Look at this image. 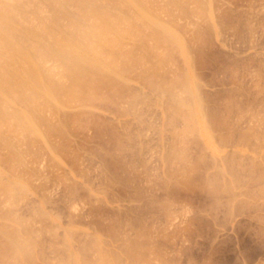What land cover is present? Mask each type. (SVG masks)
Wrapping results in <instances>:
<instances>
[{
  "label": "rangeland",
  "instance_id": "1",
  "mask_svg": "<svg viewBox=\"0 0 264 264\" xmlns=\"http://www.w3.org/2000/svg\"><path fill=\"white\" fill-rule=\"evenodd\" d=\"M51 1L17 9L67 34ZM95 1L108 65L49 58L0 126V264H264V0Z\"/></svg>",
  "mask_w": 264,
  "mask_h": 264
},
{
  "label": "bare ground",
  "instance_id": "2",
  "mask_svg": "<svg viewBox=\"0 0 264 264\" xmlns=\"http://www.w3.org/2000/svg\"><path fill=\"white\" fill-rule=\"evenodd\" d=\"M21 1L0 0V126L3 122L8 124L12 120V122L14 121L22 128L21 130L32 131L33 126L30 119H28V114L14 112L13 115L7 113V117L5 114L11 107L10 104L12 102L18 103L17 101H19L20 103L22 101L21 103H23V100L24 102L26 100V102L30 101L35 104L34 100L39 97L42 98L43 96V98L47 99V96L53 94L51 88H49L50 84L47 85V83L48 79L54 76V74L52 76L51 72L55 69H52L54 66L52 67L51 65L52 70L48 68L45 65L47 63L46 60L55 58L56 60H60L61 63L63 62V64L74 68L89 66L88 68L90 69H103L104 65L105 67L108 65L104 63V60L108 61V58H103V55H100V48L116 46V38L122 34L120 28H122L121 25L123 23L119 16H110V14L107 15L103 11L102 13L99 10L97 11L95 0H73L80 6L79 13L76 14L78 15V20L75 19L72 22L70 20L69 23L71 22V24L70 26L68 25L69 27L67 26L69 30L66 27L69 33L67 31V34L59 36V31H56L57 28L55 29V26L57 27L55 15L53 20L51 19L52 21L49 20L50 22L44 20L45 24L51 23L52 29L45 27V25L44 27L41 26L42 28L39 26L35 27L36 25L33 23L28 25L31 21L27 24L24 12L27 9H31V7L27 8L29 3L25 6L27 3L24 5ZM54 1L56 0L51 1L52 6L56 5L58 7ZM122 1L128 3V5L123 4L124 6H134V0H121V5ZM68 2H65V5ZM21 4L23 7L25 6L24 11ZM20 6L22 8L17 9ZM136 7L138 6L136 5ZM36 8L39 10V7ZM126 10L129 12L128 8ZM16 11L20 12L23 16L20 14L16 16ZM18 15L22 17V20ZM138 15L143 19L142 13ZM16 17H18V20H16ZM89 18L92 24L90 22L91 25L85 26L87 28L82 27V22ZM17 22L18 25L24 26L17 27ZM44 67H47V69H44ZM35 95L39 97L36 98ZM9 117L11 119L8 121ZM12 125L15 124L9 126ZM9 128L11 129V127ZM12 129L14 130L15 127ZM22 243V241L21 243L19 242V245L21 249H25V242V246Z\"/></svg>",
  "mask_w": 264,
  "mask_h": 264
}]
</instances>
